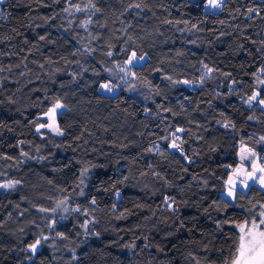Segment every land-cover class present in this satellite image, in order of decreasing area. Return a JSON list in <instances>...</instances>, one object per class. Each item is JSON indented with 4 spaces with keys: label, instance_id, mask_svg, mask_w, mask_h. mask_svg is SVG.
I'll return each mask as SVG.
<instances>
[{
    "label": "trees",
    "instance_id": "1",
    "mask_svg": "<svg viewBox=\"0 0 264 264\" xmlns=\"http://www.w3.org/2000/svg\"><path fill=\"white\" fill-rule=\"evenodd\" d=\"M206 2L0 4V183L19 181L0 189V264H227L264 204L256 185L221 200L241 145L264 158V112L243 102L264 80V0ZM132 51L135 78L119 70ZM56 101L63 135L38 133Z\"/></svg>",
    "mask_w": 264,
    "mask_h": 264
},
{
    "label": "snow or ice",
    "instance_id": "2",
    "mask_svg": "<svg viewBox=\"0 0 264 264\" xmlns=\"http://www.w3.org/2000/svg\"><path fill=\"white\" fill-rule=\"evenodd\" d=\"M5 0H0V4H4ZM224 3V0H207V3L204 5L206 9H219L222 7ZM89 7L95 8L96 11H99L98 8L94 4H90ZM134 7L139 8L140 5L136 4ZM82 9L79 8V6H76V11H81ZM65 11H68V9H65ZM249 16H251L253 13L259 15L260 9L258 7H249L247 9ZM3 16V13L0 12V17ZM90 21H86L85 24L89 23ZM44 37H41L43 39ZM130 39V38H129ZM109 56L112 55L111 52L108 53ZM144 56H137V53L135 51H132L130 56L127 58L125 62V66L120 68V72H123L126 76L131 75L133 78H135L136 74L135 72H132V67L138 63L139 61L144 60ZM205 67H207L205 65ZM209 72L212 71V69H208ZM261 72L264 73V69H261ZM168 79H171L170 77ZM183 83L187 84L188 81H183ZM201 83H203V79L201 80ZM257 83L260 85H264V80L259 79L257 77ZM100 87L104 90H107L111 92L115 85H112L111 82L101 84ZM243 99V98H242ZM243 102L248 105L249 108H252L254 105L256 107H259L262 112H264V96L261 95V90L257 89L252 92L251 95H248L246 99H243ZM65 105H63L61 102L56 101L51 108L48 109L47 113L45 115L48 117L47 123H40L36 127V131L39 133L41 129L47 128L52 132H55L57 135H63L62 130L60 127L56 124L55 116L58 109L64 108ZM249 120L255 119L254 116L250 115L248 116ZM229 124H225L224 127H229ZM231 127H235V125H231ZM184 129H176V132H182ZM173 139L171 143L169 144L170 148L177 149L181 151V155L183 154L182 149L180 148V145L176 142L180 138L176 136L175 133L172 134ZM258 143L264 142V136L259 137ZM151 150V149H149ZM247 155L241 156V164L237 166L236 168L232 169L231 174L228 175L227 180L224 181L225 184V191L223 193V196L221 197L222 202L224 203V206L227 207L230 201H235L237 199L238 192H241L244 189L251 190L254 185L258 184L261 190H264V163L258 162L261 159V157H258L257 153L251 149L246 150ZM22 155H27L26 153H22ZM185 159L189 160V163H191V160L185 156ZM248 161L249 164L247 167L244 166V161ZM227 167V166H226ZM87 170H85L86 172ZM83 183V181H81ZM19 183V181H9L4 184H0V188L3 189H10L14 188L15 185ZM81 195H83V192H81ZM119 195V193H117ZM230 198L229 199H225ZM66 201H59L57 202V207L52 209L47 208H40V212H53L55 213L57 208H59L61 205L65 204ZM93 204H95V200L92 201ZM175 201L173 198L165 197L164 204L166 207L172 209L173 212L176 211V208L173 207ZM214 205L219 207V205L216 204V201L213 202ZM255 207V205H253ZM74 211H79V208L73 209ZM64 211H68L67 208L64 209ZM61 219H64V217H61ZM56 224V220L53 219L52 222L49 224V228H53ZM83 227L87 228V222L82 225ZM219 227V225H218ZM239 231L234 239V248L231 255L230 260L227 262V264H264V204L260 205V211L257 214L253 215V218L249 224L248 221H245L244 223L237 224L235 226ZM56 236L59 237L62 240H66L67 237L60 232L56 233ZM52 239L49 236L46 235H39L35 237L33 242L29 243L24 249V251L30 253L26 258L31 261L38 251L44 246V244ZM134 247V245H132ZM76 258L75 256L73 257Z\"/></svg>",
    "mask_w": 264,
    "mask_h": 264
},
{
    "label": "rangeland",
    "instance_id": "3",
    "mask_svg": "<svg viewBox=\"0 0 264 264\" xmlns=\"http://www.w3.org/2000/svg\"><path fill=\"white\" fill-rule=\"evenodd\" d=\"M207 3V2H206ZM205 10H209V11H213V12H216V11H218L219 9H206L205 8ZM145 60V59H144ZM144 60H142V61H139L138 63H136V64H141L142 62H144ZM129 77H132L131 75H129ZM259 79H261V78H259ZM262 80V79H261ZM188 86H191L190 84H187ZM255 90H257V89H259V88H261L263 85H260V84H258L257 83V79L255 80ZM100 91H102V92H104V93H107V94H115L116 93V89H113L111 92H109V91H107V90H104V89H102L101 87H100ZM60 110H62V109H58L57 110V113L60 111ZM56 113V114H57ZM43 117H45L46 118V120H47V122H48V117L44 114L43 115ZM55 120H56V116H55ZM46 122V123H47ZM43 131H47V132H49L50 134H52V135H57L55 132H52V131H50L49 129H47V128H44V129H41V131L39 132L40 134H43ZM261 143H263V142H261ZM247 149H251V150H253V151H255L256 152V150L254 149V148H252L251 146H247V145H241L240 147H239V150H238V153H237V159H238V163H237V165L235 166V167H233V168H236L237 166H239L240 164H241V156L242 155H247V152H246V150ZM257 153V152H256ZM257 155H258V153H257ZM259 157V156H258ZM264 160V159H263ZM258 162H261V163H264V161H258ZM248 164H249V162L246 160V161H244V166L245 167H247L248 166ZM232 168V169H233ZM232 169H231V171H230V173L229 174H231V172H232ZM228 178V177H227ZM227 180V179H226ZM4 183H7V182H4ZM4 183H0V184H4ZM256 186L257 187H259V185L258 184H256ZM260 188V187H259ZM0 189H3V188H0ZM247 189H244V190H242V191H246ZM224 191H225V184H224V189H223V192L221 193V196H223V193H224ZM225 199H229L230 200V198H226L225 197ZM230 202H233V201H230ZM260 211V210H259ZM250 222H251V220L249 221V224H250Z\"/></svg>",
    "mask_w": 264,
    "mask_h": 264
}]
</instances>
